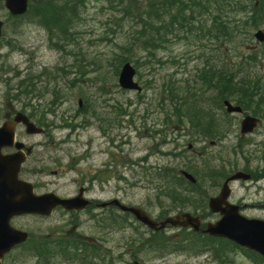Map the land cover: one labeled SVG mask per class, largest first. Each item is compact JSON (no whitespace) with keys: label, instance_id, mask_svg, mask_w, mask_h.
Instances as JSON below:
<instances>
[{"label":"rangeland","instance_id":"374dc122","mask_svg":"<svg viewBox=\"0 0 264 264\" xmlns=\"http://www.w3.org/2000/svg\"><path fill=\"white\" fill-rule=\"evenodd\" d=\"M149 1L34 0L30 13L21 18L12 16L0 2L3 21L0 123L15 109L32 114L35 122L45 128L46 133L43 130L27 134L23 125L17 126L22 141L36 144L26 166L33 172L27 175L30 181L43 184L37 188L38 192L43 191L49 180L64 181L52 174L60 165L53 159L64 149L65 163L72 156L76 160L85 158L80 162L83 170L88 166L96 171L106 169L105 197L138 205L156 218L158 212L174 215L183 209L212 220L216 216L210 212L207 201L220 191L226 177L242 170L255 171V175L264 178V103H259V98L264 96V41L254 36L258 29L264 32V24L258 28L245 27L242 33L235 32L226 39L214 31L210 39L202 38L200 29L205 33L210 18L195 9L197 23L191 24L194 32L176 29L168 33L167 42L153 48L150 54L141 47L144 36L136 31L142 25L137 18L140 12L145 13ZM163 3L164 0H156L151 5L157 17L169 21L178 13V6L166 12ZM45 5L62 8L64 14L59 16V23L66 27V32L49 31L41 14L36 13L37 7ZM238 17L245 18L242 13ZM233 18L230 30L235 28ZM160 23L156 19L153 24ZM175 25L178 28V22ZM68 33L74 34V41H64ZM249 54L254 59H249ZM124 58L134 65L135 80L142 90L120 87V60ZM222 65L242 66V74L253 83L260 82L259 95L246 109L262 119L255 137H241L240 128L235 130L231 125L240 123L242 115L226 114L224 107L217 106L215 93L199 89L195 82L198 68ZM22 81L32 82L33 89H20L32 91L29 96L17 93L15 87ZM189 90L197 93L192 105L215 119L214 123H201L202 127L206 124L204 128L216 131L213 137H206L196 125L185 120L175 121L171 94L180 95ZM186 95L189 101L190 94ZM65 121L72 127L65 128ZM44 166L46 171L41 172ZM160 168L165 174L156 172ZM181 169L189 170L197 178V184L193 186L180 178ZM167 183L177 193L180 203L166 194ZM231 187L236 196L248 195L253 190L249 181H236ZM69 188L77 190L72 183ZM62 214L58 211L52 216L32 214L13 219L15 227L28 231L40 243L46 235L68 234L74 225L78 226L81 237L86 235L101 242V247L90 253L88 259L58 258L50 264H213L211 257L217 250L215 240L200 233L191 234L188 229L168 227L165 234L148 240L146 228L133 218L127 223L131 230L123 231L98 226L88 215L82 216L84 221L72 216L70 222H65ZM137 237L143 238L142 245ZM127 247L135 252L139 250L137 255L129 256ZM36 254L20 246L4 258L3 264H42Z\"/></svg>","mask_w":264,"mask_h":264},{"label":"water","instance_id":"95a60500","mask_svg":"<svg viewBox=\"0 0 264 264\" xmlns=\"http://www.w3.org/2000/svg\"><path fill=\"white\" fill-rule=\"evenodd\" d=\"M1 1V0H0ZM6 7L14 14H22L27 9L28 0H4ZM2 21L0 20V35ZM259 41L264 40V32L259 30L256 33ZM135 68L129 63L122 66L119 74V85L124 89L141 90L138 82L134 81ZM227 112H242V108L229 100L224 101ZM23 123L26 132L29 134L41 132L28 117L18 112L13 121H6L0 126V264L4 256L15 246L26 241L28 233L17 229L11 225V219L15 216L26 214L49 215L58 205L66 209H80L85 206L86 201L79 197L61 198L53 193L37 194L34 191L32 183L19 178L21 165L26 159V154L19 150L13 154H4V147L16 146L20 149L24 144L15 142V125ZM258 119L247 115L241 121V133L251 132L257 125ZM184 175L195 182L194 177L187 172ZM250 175L241 171L231 175L225 181L218 196L210 199V208L213 212H221L223 217L216 223H209L204 230L210 235L224 236L240 244L248 245L264 254V221L247 220L240 216L236 209L231 205L222 207L226 197L229 194V182L237 179H249ZM113 203L120 205L121 208L131 211L136 217L152 229H163L167 225L172 226H193L195 230L199 229L200 221L189 213H182L176 216L167 217L157 222L149 217L142 209L138 207H127L114 200Z\"/></svg>","mask_w":264,"mask_h":264},{"label":"flooded vegetation","instance_id":"af4514ba","mask_svg":"<svg viewBox=\"0 0 264 264\" xmlns=\"http://www.w3.org/2000/svg\"><path fill=\"white\" fill-rule=\"evenodd\" d=\"M17 93H19V95L22 94L29 96V94L33 92L17 91ZM17 93L14 95V97L17 96ZM16 112H23L27 114L26 111H21V110L15 111L14 109L12 113H7L5 115L3 122L9 119H13L14 114ZM27 115L32 122L43 128L44 130L43 133H44L45 128L43 127V125H40V123L38 124L37 122H35V120L32 118L33 117L32 114H27ZM18 125L22 126L21 124ZM234 126H235V130H237L238 128H240V123L231 125V127ZM257 133H258V127L249 135L255 137ZM235 135L238 136V132H235ZM240 136L244 137V135H242L241 133ZM24 143L25 146L22 148V150L27 152V150L29 149L30 153L27 157V160L22 166L20 175L23 179L30 180L27 177V175H29L30 172L31 173L33 172L31 168H28L26 166V164L30 160L31 156L34 154L36 144H28L27 142ZM41 145H43L44 147L47 146V144L45 143ZM15 151H17L15 147H6L3 148L2 150L4 154L14 153ZM64 152L65 150L62 149V154L56 157V159H53L55 163L58 164L60 163V165L57 166L56 170L52 171L53 175L60 176V179L64 181L60 183L59 181L49 180L47 181V186H44L43 191L40 193H54L56 195H59L60 197H65V198L79 197L82 200L85 199L88 200L89 203L85 207H83V209L80 210H67L59 205L54 209L53 213L50 216L54 215L55 213H58L59 211L63 213L62 217L65 219V222H70L72 216L82 219L83 215H88V219L96 222L98 226L105 227V229H108L109 227L112 228L114 226L115 229L119 228V229H123V231H127V229L131 230V228H129L127 224L128 213L123 212L120 209H118V207H116L115 205H112L110 203L111 196L108 197L103 196L106 195V193L108 192V190L105 189L106 182L108 180L106 175V169L96 171L93 169L91 170L88 166L87 170H83L80 162L85 158L76 160L74 157L72 158V156L65 163L64 157L67 155L63 154ZM40 169L41 172L46 171L45 166L43 168L41 167ZM247 173L250 174V179L247 181L253 184L252 187L253 190L248 195L236 196V194H234L232 190V187H230L229 194L225 199V202L222 204V207L231 205L234 209H236L238 214L242 215L248 220L259 219L264 221V187H263L264 178L262 179L261 176L259 177L255 175L257 173L255 171H248ZM65 179L67 181H65ZM239 181L247 183L246 180H239ZM70 183L75 185V187L77 188L76 191L69 190ZM34 184L36 188L43 186L42 183L40 184L34 183ZM102 191L103 193H101ZM218 193L215 194L214 196L218 195ZM208 201H207V205H208ZM180 210L181 209L177 210L175 214L179 213ZM210 212L212 213L213 216H216L215 219L209 220L205 218L203 214H198V212L197 214L194 213L193 214L201 218L202 227H205L207 222L218 221L222 217V214L220 212L217 213H213L212 211ZM67 232L68 234H64V236H60V237H56L52 235H46L45 237H42V250L40 254L42 264L55 263L54 260L58 258L65 259V261H71L73 259H88L90 253H92L95 249L97 250V248L101 247V242H99L95 238L86 235H83L81 237L80 234H78L79 230H78V226L76 225H74L72 229ZM205 235L206 234H204L203 236ZM205 237H208V235H206ZM209 237H210L209 239L215 240L217 243L216 244L217 250L214 256L212 255L211 257L213 264H264V256L252 248L236 243L225 237H221V236H217V237L209 236ZM131 242L132 241H130V243ZM106 250H107V246H106ZM126 251L129 256L134 257L137 255V252L139 250L135 252L134 249H132V247H127ZM208 261L210 260L208 259Z\"/></svg>","mask_w":264,"mask_h":264},{"label":"trees","instance_id":"16d2710c","mask_svg":"<svg viewBox=\"0 0 264 264\" xmlns=\"http://www.w3.org/2000/svg\"><path fill=\"white\" fill-rule=\"evenodd\" d=\"M155 1L156 0H150L148 5H146L147 8L144 10L145 13L140 12V16L137 18L141 21L142 25L139 24L140 28L136 31L145 38L143 43H141V47L144 50H147L150 54L153 52V48H157L158 45H162L163 42L169 40L167 36L168 33L173 32L176 29H183L186 32H188L189 29L190 33L194 32L191 24L197 23L195 9H198V11L204 13V15H208L207 17L210 18V27L205 30V33H203V28L200 29V32H202V38L206 37L207 39H210L209 36L212 35V32L214 31L218 37H224V39H226V37H230L231 34L234 36L235 32L242 33L245 27L258 28L262 23L264 24V0H164L163 9L166 10V12L170 11V7L178 6V13L175 14L173 18L170 17L171 19L169 21L157 17L158 14L151 5ZM38 10L41 14L43 23L48 27L50 32L54 31V34L57 30L66 32V27L63 25L60 26L59 23V16H61L59 13L61 12L62 15L64 14V12L61 11L62 8L56 9L52 5H45ZM188 13H190L189 17L186 16ZM241 13L245 18L238 17ZM233 17L236 19L234 22L235 28L230 30L229 26L234 19ZM156 19H160L161 23L159 25L153 24L156 22ZM177 22L178 28H176L175 25ZM73 36V33H68V37L64 41H74ZM248 58L254 59L252 54H249ZM125 61L126 58L120 60V64H123ZM237 64L243 63L238 62ZM237 64H235V66ZM241 67L231 68L229 65H222L219 68H203L202 66L198 68L199 74L195 75V82L200 85L199 89L202 88L215 93L213 97H217L218 107H224L223 101L229 99L235 101L236 104L246 110L250 107L253 98L259 95L257 89H259L258 84H260V82H251L247 75L241 73ZM31 85L32 82L26 83L25 81H22L17 84L16 89H33ZM192 87L195 88L196 86L192 85ZM175 92L174 94H171V102L176 111L175 121L183 122L185 120L190 124L196 125V129L203 131L206 137H213L216 132L213 128H204L207 127L206 124H203V127H200L202 125L201 123H214L215 119L208 113L206 114L204 109H197L195 105H192L193 99L197 98V93L189 90L180 95H175ZM186 94H190L189 101V97H187L188 95ZM259 103H264L263 95L259 98ZM170 123H172V120H170ZM68 125L69 123L66 122L65 126ZM157 173L163 175L165 174V171L160 168L157 170ZM167 187H169L170 190H167ZM166 191H168L166 194L169 193L171 195L173 201H176L177 204L180 203V201L177 200V193L173 190V187L170 184H168V186L166 185ZM180 199L183 201V198ZM21 247L25 250H30L32 253H37V255H39L42 250L40 241H35L32 236L26 243L21 245Z\"/></svg>","mask_w":264,"mask_h":264},{"label":"bare ground","instance_id":"6f19581e","mask_svg":"<svg viewBox=\"0 0 264 264\" xmlns=\"http://www.w3.org/2000/svg\"><path fill=\"white\" fill-rule=\"evenodd\" d=\"M57 244V243H56Z\"/></svg>","mask_w":264,"mask_h":264}]
</instances>
